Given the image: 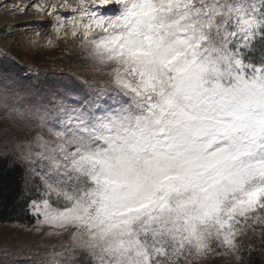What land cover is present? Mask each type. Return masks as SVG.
Instances as JSON below:
<instances>
[{"label":"snow or ice","instance_id":"6c2138e0","mask_svg":"<svg viewBox=\"0 0 264 264\" xmlns=\"http://www.w3.org/2000/svg\"><path fill=\"white\" fill-rule=\"evenodd\" d=\"M13 7L40 21L34 50L75 54L93 78H41L0 53V119L17 133L0 162L20 170L28 231L58 241L2 247L0 264H250L264 241V0Z\"/></svg>","mask_w":264,"mask_h":264},{"label":"rangeland","instance_id":"374dc122","mask_svg":"<svg viewBox=\"0 0 264 264\" xmlns=\"http://www.w3.org/2000/svg\"><path fill=\"white\" fill-rule=\"evenodd\" d=\"M26 3L28 0H24ZM2 6V5H0ZM31 9V8H29ZM31 9L30 12H32ZM4 10L0 9V27L7 23L9 20L14 19L16 22L20 24V26L24 21L36 22L39 29L36 28L35 24L31 26V28H36V30L43 31V28L40 27V21H37L33 18V20L28 19L26 15H15L11 16L9 13L4 14ZM13 14V12H11ZM46 34V33H45ZM10 41L7 45L4 44V53H7L9 56L14 57L17 62L27 69L31 63L37 64L39 66L38 72L44 70V72H50L51 68L55 70V72L64 71L70 72L76 76H86L88 79L93 78V71L88 61L78 59L75 54H71L68 52H64L61 48L56 49H44L39 52L34 50L31 46L30 48L24 49L23 45L20 42L18 37H14L12 33L9 34V37L4 38L3 34L0 33V44L2 45V41ZM30 45V44H29ZM30 50V51H29ZM3 51V50H2ZM55 60L58 63H55ZM60 67V68H58ZM44 76H50L52 73L45 74ZM17 135L15 131L8 130L5 126V123L2 119H0V151H3L6 146L11 148V141ZM32 224H21V223H0V248L7 247L9 249L15 248L16 250L26 249L29 246H33L37 243L43 244H52L57 243L55 240H42L34 233L29 232L28 228H31Z\"/></svg>","mask_w":264,"mask_h":264},{"label":"trees","instance_id":"16d2710c","mask_svg":"<svg viewBox=\"0 0 264 264\" xmlns=\"http://www.w3.org/2000/svg\"><path fill=\"white\" fill-rule=\"evenodd\" d=\"M55 70L51 68L50 72H38L41 78L50 77L45 74L54 73ZM29 74V73H27ZM85 78L84 76H80ZM86 76L85 79H88ZM21 173L19 169H14L8 162H0V223H21L33 224L30 218L25 215L21 206L17 204L13 198V192L18 189ZM252 254L250 257V264H264V241L260 237H253Z\"/></svg>","mask_w":264,"mask_h":264},{"label":"bare ground","instance_id":"6f19581e","mask_svg":"<svg viewBox=\"0 0 264 264\" xmlns=\"http://www.w3.org/2000/svg\"><path fill=\"white\" fill-rule=\"evenodd\" d=\"M12 2L13 1H11V0H3V2L0 3V4H4V9H3L4 12L3 13L4 14L9 13L10 17L14 16L13 14H11V12H13V11L9 10ZM28 11H31V9H28ZM28 19H30L29 16H28ZM19 24L20 23L16 22L14 19L9 20L7 23H4V25L2 27H0V33L3 34L4 38L9 37V34L12 33L14 37H18L20 39V42L23 45L24 49L30 48L31 45H29L30 44L29 43V36L32 34V32L34 30H36L37 27H38L37 29H39V26H37V24H35L36 28H31V26H33V24L28 25L25 23L21 24L23 26H21V25L17 26ZM9 41H12V40L9 39L8 41H5L3 43L6 44ZM40 42L42 44L45 43L43 36L40 38ZM26 50H28V49H26ZM55 62H58V61L55 60Z\"/></svg>","mask_w":264,"mask_h":264},{"label":"built area","instance_id":"2783aa9c","mask_svg":"<svg viewBox=\"0 0 264 264\" xmlns=\"http://www.w3.org/2000/svg\"><path fill=\"white\" fill-rule=\"evenodd\" d=\"M11 1H13L12 2V4L10 5V8H9V10H12L13 12L15 11V9H14V5H18V4H20L21 3V0H11ZM3 2V0H0V3H2ZM0 5H2V6H0V9H4V4H0ZM10 42V41H9ZM9 42H7L5 45H7ZM4 43H3V41H2V45L0 44V53H4ZM3 50V51H2ZM55 63H58V62H55ZM28 68H32V69H34L35 71L38 69V65L37 64H34V63H31L30 64V66L28 67ZM27 68V69H28ZM58 68H60V67H58Z\"/></svg>","mask_w":264,"mask_h":264},{"label":"crops","instance_id":"0c3cea01","mask_svg":"<svg viewBox=\"0 0 264 264\" xmlns=\"http://www.w3.org/2000/svg\"><path fill=\"white\" fill-rule=\"evenodd\" d=\"M27 11H28V10H27ZM28 13H31V12H30V11H28ZM26 16H27V17L29 16L30 20H33V18H32L30 15H26ZM32 23H33V24H37V23H36V22H34V21H33V22H31V21H30V22H29V23H27V24H28V25H32Z\"/></svg>","mask_w":264,"mask_h":264}]
</instances>
